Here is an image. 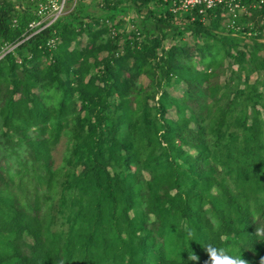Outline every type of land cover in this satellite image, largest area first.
I'll return each mask as SVG.
<instances>
[{
    "label": "trees",
    "instance_id": "16d2710c",
    "mask_svg": "<svg viewBox=\"0 0 264 264\" xmlns=\"http://www.w3.org/2000/svg\"><path fill=\"white\" fill-rule=\"evenodd\" d=\"M66 1L0 58V264H208V245L264 262V6ZM34 11L0 0V47ZM223 58L236 69L221 86ZM173 76L184 100L164 89ZM62 133L72 171L51 198Z\"/></svg>",
    "mask_w": 264,
    "mask_h": 264
},
{
    "label": "rangeland",
    "instance_id": "374dc122",
    "mask_svg": "<svg viewBox=\"0 0 264 264\" xmlns=\"http://www.w3.org/2000/svg\"><path fill=\"white\" fill-rule=\"evenodd\" d=\"M72 3L73 2L69 3L68 7H65V10L67 9V11H69L71 6H72L71 5ZM90 9L92 10L93 8H90ZM67 11H65V13ZM132 17L134 18L135 16H134V13L132 14L131 11H129L124 16L125 23L120 26L123 30L129 31L131 29V27H132L131 23L126 22V19H130ZM121 28H119L118 30L120 31ZM184 34L185 35L183 37V41L187 42L189 45L192 46L194 41L191 39L190 35L188 34V31H186ZM80 41L81 42H80L79 46H80V48H82L84 46V43H85V38L81 37ZM242 41L247 42V39L243 38ZM260 41H264V38H261ZM162 44H163L164 48L166 49L173 44H177V42L175 40L170 39V38H166L162 41ZM98 54H99V56L102 55L101 52H99ZM205 54H206L205 52L200 53V55H202V56H204ZM198 60H199V54L194 53V55H192V61L194 63V66L196 69H201ZM230 65H231V68L234 69L235 65L233 63H231V60L228 61L225 58L222 59V64L219 68V74H218V77H216V82H218L221 86H224L223 81L230 71V70L228 71V69H227V67L229 68ZM235 69H236V67H235ZM256 75L257 74L255 72H251L249 74L248 82L250 83L253 80H255V78H261L262 77V75H259L258 77ZM139 79H141L143 81V83L146 82V78L143 76H141ZM175 79H176V76H173L172 79L170 80V83L168 84V86L164 87V89L170 95L178 98V100H184L185 99V95H184L185 85L180 80L174 81ZM239 85L242 86L241 83H239ZM166 115L168 117L174 118L175 114L173 112V109H169L167 111ZM71 145H72V142L69 139V136L65 133H62V135L58 139V142L55 144V146L52 148V150L50 152L51 170L53 172L52 188L50 189L51 198L57 196V192L59 190V181L61 180L63 173L67 170L72 171V169H68L65 165V158L68 155V152L71 148ZM77 171H78V169H77ZM261 264H264V262H262Z\"/></svg>",
    "mask_w": 264,
    "mask_h": 264
},
{
    "label": "built area",
    "instance_id": "2783aa9c",
    "mask_svg": "<svg viewBox=\"0 0 264 264\" xmlns=\"http://www.w3.org/2000/svg\"><path fill=\"white\" fill-rule=\"evenodd\" d=\"M35 2V18L27 23L23 36L12 43H4L0 47V58L5 54L12 52L13 49L22 41L33 34L39 32L53 23L58 17L65 13L66 0H33ZM223 5L231 12L232 17L236 16V11L244 10L241 0H171L172 11H189L197 9L201 12L203 9L213 8ZM250 7L264 6V0H249ZM53 40L49 39L47 45H52Z\"/></svg>",
    "mask_w": 264,
    "mask_h": 264
},
{
    "label": "clouds",
    "instance_id": "9594fccd",
    "mask_svg": "<svg viewBox=\"0 0 264 264\" xmlns=\"http://www.w3.org/2000/svg\"><path fill=\"white\" fill-rule=\"evenodd\" d=\"M257 235L264 236V228H258ZM192 233H189L191 237ZM204 251L207 254L208 264H247L245 259H240L239 257H232L226 254V250L222 248H216L212 245H208ZM190 260L198 261L199 257L193 255L190 257Z\"/></svg>",
    "mask_w": 264,
    "mask_h": 264
}]
</instances>
